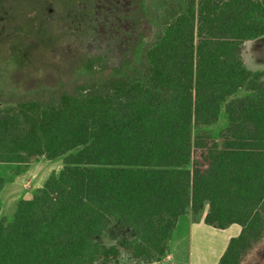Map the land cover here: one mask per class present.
Masks as SVG:
<instances>
[{
    "label": "trees",
    "instance_id": "trees-1",
    "mask_svg": "<svg viewBox=\"0 0 264 264\" xmlns=\"http://www.w3.org/2000/svg\"><path fill=\"white\" fill-rule=\"evenodd\" d=\"M155 4L157 31L130 71L0 109V162L63 159L0 218V264H108L122 249L158 262L179 218L206 207L207 224L241 226L217 264H240L264 238V70L242 55L264 35V0ZM222 110L220 140L194 134ZM111 222L131 230L120 245L102 240Z\"/></svg>",
    "mask_w": 264,
    "mask_h": 264
},
{
    "label": "rangeland",
    "instance_id": "rangeland-1",
    "mask_svg": "<svg viewBox=\"0 0 264 264\" xmlns=\"http://www.w3.org/2000/svg\"><path fill=\"white\" fill-rule=\"evenodd\" d=\"M156 1L0 0V109L84 77L97 75L102 79L130 71L157 31ZM259 49L263 53L264 38L253 49L254 59H261ZM250 50L251 46H246V51ZM253 63L249 66L254 70L264 67ZM245 93L242 88L236 96ZM226 124L222 110L217 123L200 130L195 127L193 132H205L219 139ZM200 154V149H196L194 158L200 159ZM62 167V157L53 160L40 157L29 163L0 162V218L12 221L19 200L30 198L51 173ZM186 219L187 216L182 217L178 228L181 235ZM130 236V229L111 222L102 240L120 245ZM215 241L222 240L216 237ZM254 247L256 250L246 259L245 256L242 264H264V238ZM186 251L187 242L181 239L177 259L169 247L160 261L150 264H181L176 260H184ZM108 264L149 263L122 249L119 258Z\"/></svg>",
    "mask_w": 264,
    "mask_h": 264
},
{
    "label": "crops",
    "instance_id": "crops-1",
    "mask_svg": "<svg viewBox=\"0 0 264 264\" xmlns=\"http://www.w3.org/2000/svg\"><path fill=\"white\" fill-rule=\"evenodd\" d=\"M263 38L264 35L259 38H256L258 42L254 44L251 42L254 39L248 40L244 43L243 52H242L243 60L246 66L251 70H254V68H252L249 65H254L253 61L257 63L256 65L264 64V59H263L264 51L262 53V49L258 50L261 51L262 54L261 59L253 58L254 57L253 49L260 43V41H262ZM246 46H251V50L246 51ZM259 70H264V67H261V69ZM207 210L208 208L206 207L205 211L198 220L193 219V216L190 211L179 218L169 242L170 252L173 253L175 259H177L176 252L178 251V247L181 239H184L187 242L186 256L184 260L181 259L176 260L179 263L217 264L220 257L224 253L230 238L237 236L240 233L241 226L238 224H231L226 228H216L207 224L204 221V216ZM183 216H187V219L184 221L185 230L183 235H181L179 234L178 228H180L182 224L181 220ZM228 230H230L229 234L226 233ZM216 237L220 238L222 241L219 243L216 242L215 241ZM202 238H204V240ZM255 250L256 247L250 250L249 253L246 255L245 259L249 256L251 252H254ZM243 261L244 259L241 261L240 264H242Z\"/></svg>",
    "mask_w": 264,
    "mask_h": 264
}]
</instances>
